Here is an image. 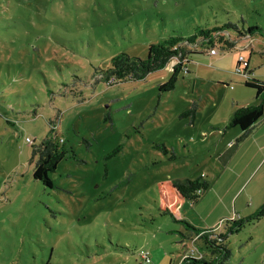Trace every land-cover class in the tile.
<instances>
[{
    "label": "rangeland",
    "instance_id": "obj_1",
    "mask_svg": "<svg viewBox=\"0 0 264 264\" xmlns=\"http://www.w3.org/2000/svg\"><path fill=\"white\" fill-rule=\"evenodd\" d=\"M228 22L258 30L235 50L193 55L172 91H158L169 67L96 82L118 54L145 59L151 43ZM239 55L264 81V0H0V264L208 255L182 222L226 234L227 264H264V217L245 221L264 203V117L237 145L226 128L259 102L235 73ZM46 139L66 152L51 188L32 177ZM199 177L210 187L196 202L158 212L159 182Z\"/></svg>",
    "mask_w": 264,
    "mask_h": 264
},
{
    "label": "trees",
    "instance_id": "obj_2",
    "mask_svg": "<svg viewBox=\"0 0 264 264\" xmlns=\"http://www.w3.org/2000/svg\"><path fill=\"white\" fill-rule=\"evenodd\" d=\"M243 24L244 21L241 20ZM230 30L236 32V37L230 36ZM258 30L257 27L244 29L237 23L228 22L221 26L205 28L197 26L194 32L188 37L171 36L161 42L148 45L147 57L140 59L127 54H118L111 58L110 66L106 70L95 69L94 77L96 82L103 81L109 85L117 84L126 80L139 81L148 74L167 68L170 63L175 62L171 67L170 77L159 85L158 91L165 93L172 91L177 83L181 72H188L186 64L191 61L193 55L206 53L211 49H216L218 54L236 49L239 40L250 38ZM202 50H199V49ZM241 64L239 61L236 67ZM244 71L247 78H244V85L255 90L257 104L236 108L227 124L226 128H238L240 134L235 141L239 144L252 133L259 121L264 117V81H258L250 77L248 70L250 62H244ZM191 113V123L194 121L196 109L185 112L183 116ZM56 125V123H54ZM64 150H59L57 143L50 139L44 140L39 146H33L32 155L37 157L33 168L32 177L43 186L51 188L52 180L49 174L55 172L60 162L65 156ZM210 183L202 177L184 180H166L156 185L157 210L161 215L173 216L174 209L184 201L196 202L201 193L207 191ZM264 217V203L258 210L245 221L259 220ZM244 220L234 222L228 228V232L238 230ZM185 229L194 235L198 240H202L208 255H204L200 249L196 250L194 256L184 257L180 264H227L231 258V251L226 245V234H215L213 230H197L182 222ZM193 252V251H192Z\"/></svg>",
    "mask_w": 264,
    "mask_h": 264
},
{
    "label": "built area",
    "instance_id": "obj_3",
    "mask_svg": "<svg viewBox=\"0 0 264 264\" xmlns=\"http://www.w3.org/2000/svg\"><path fill=\"white\" fill-rule=\"evenodd\" d=\"M208 54L211 55V56H215V55L218 54V51L216 49H211V50L208 51ZM238 61L241 64H239L235 68V73L238 74V75H242L243 78H247L248 71L247 72L244 71V65H243V63L246 62V61L244 60V58L242 56H239L238 57ZM174 64H175V62H172V63L169 64L168 67L170 68V70H171V67ZM27 142H30L29 139H27ZM60 142H62V140H60ZM145 257H146V260L149 261V259L147 258V256H145Z\"/></svg>",
    "mask_w": 264,
    "mask_h": 264
},
{
    "label": "crops",
    "instance_id": "obj_4",
    "mask_svg": "<svg viewBox=\"0 0 264 264\" xmlns=\"http://www.w3.org/2000/svg\"><path fill=\"white\" fill-rule=\"evenodd\" d=\"M244 46H245V47H243V48H248V47H249V45H247V44H245ZM251 53H254V52L251 50ZM208 55H209V54H208ZM210 56H211V55H210ZM239 56H240V55H239ZM239 56H237V58H236V60H235V62H234V66H235V68H236V63H237V61H238V57H239ZM244 60H245V59H244ZM188 64H189V63H187V64H186V67H185L187 71L189 70ZM187 73H189V72H187ZM232 113H233V112H232ZM259 124H260V123H259ZM259 124H258V125H259ZM258 125H257V126H258ZM255 128H256V127H255ZM253 130H254V129H253ZM252 132H253V131H252ZM251 134H252V133H251Z\"/></svg>",
    "mask_w": 264,
    "mask_h": 264
}]
</instances>
